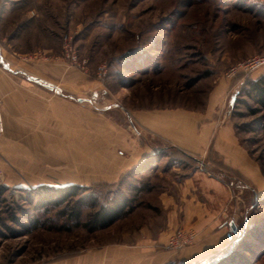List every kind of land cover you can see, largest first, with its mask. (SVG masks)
<instances>
[{"label": "rangeland", "instance_id": "obj_1", "mask_svg": "<svg viewBox=\"0 0 264 264\" xmlns=\"http://www.w3.org/2000/svg\"><path fill=\"white\" fill-rule=\"evenodd\" d=\"M0 52L10 70L26 66L63 93L90 99H69L71 126L18 135L15 125L0 134V264H71L117 248L124 264H166L171 211L179 212L180 184L197 170L227 185L223 219L237 227L209 264H264V97L246 85L264 65L230 72L264 55V0H0ZM171 107L225 116L252 173L224 164L212 148L194 155L201 164L164 143L127 168L124 141L140 132L131 114ZM39 185L81 190L55 207L39 199ZM122 196L127 212L99 227L94 213ZM74 205L78 219L62 214Z\"/></svg>", "mask_w": 264, "mask_h": 264}, {"label": "crops", "instance_id": "obj_2", "mask_svg": "<svg viewBox=\"0 0 264 264\" xmlns=\"http://www.w3.org/2000/svg\"><path fill=\"white\" fill-rule=\"evenodd\" d=\"M0 54L4 62H7L1 52ZM25 67L19 69L17 74H11L0 63V134L7 127L15 125L23 129L18 135H27L26 128L31 127L71 126V100L63 95L50 94L41 86L27 82L22 74H31L25 72ZM30 67L28 65V70ZM262 73L264 71L257 76ZM32 76L44 80L38 75ZM64 78L65 83H70L68 75H64ZM131 115L140 132L138 136L124 141L125 153L122 154L126 159L124 163L128 162L127 168L138 164L149 152L155 151L159 144L164 143L193 156H206L209 148H212L221 156L224 164L240 169L246 175L252 173L250 158L229 123L224 120L225 116L218 117L212 111L201 112L182 107L145 109ZM179 192L186 196L185 201L179 212L171 211L168 224L172 229L167 232L162 244L176 228L193 230L196 240L194 246L167 251L166 264L172 263L175 257L179 258L181 264L190 260L201 261L211 256L214 250L226 248L229 243V221L225 222L223 219L229 201L227 185L219 177L197 170L181 182ZM197 240L199 243H196ZM73 261L71 264H124V250L117 248L114 254L108 252L102 257L100 254H92L87 260L82 256Z\"/></svg>", "mask_w": 264, "mask_h": 264}, {"label": "trees", "instance_id": "obj_3", "mask_svg": "<svg viewBox=\"0 0 264 264\" xmlns=\"http://www.w3.org/2000/svg\"><path fill=\"white\" fill-rule=\"evenodd\" d=\"M246 85L248 87L247 92L249 94H253L259 100L264 97V73L260 74L256 78L247 80ZM183 154L186 155L185 152H183ZM80 190L81 187L78 185H70L66 187H54L50 185L37 186V192L40 197L39 199L43 202V204H49L55 207L70 203L71 199L77 196ZM128 204L129 200L125 196H122L115 202L113 206L96 211L92 217V220L99 224V227L107 226L127 212L129 207ZM61 212L63 215L68 216L69 219H78L80 217V210L78 207H75V205L72 207V209H63ZM218 252H220V250H214L212 255H215ZM170 264L179 263L172 262Z\"/></svg>", "mask_w": 264, "mask_h": 264}, {"label": "built area", "instance_id": "obj_4", "mask_svg": "<svg viewBox=\"0 0 264 264\" xmlns=\"http://www.w3.org/2000/svg\"><path fill=\"white\" fill-rule=\"evenodd\" d=\"M65 51L67 56H70L73 64L77 66L81 64V62L77 60L75 51L72 48L70 49L66 47ZM262 65H264V55H254L239 62L236 66H233L230 69V72L233 74L238 71V69L245 72H251ZM195 240L196 233L193 230L176 228L169 234L166 242L163 244V248L166 250L179 251L186 246L192 245Z\"/></svg>", "mask_w": 264, "mask_h": 264}, {"label": "water", "instance_id": "obj_5", "mask_svg": "<svg viewBox=\"0 0 264 264\" xmlns=\"http://www.w3.org/2000/svg\"><path fill=\"white\" fill-rule=\"evenodd\" d=\"M0 63H1V65H2L4 68H6L7 70H9L10 72H13V73H15V74L18 73L17 71L10 70V69L5 65V62H4V60H3L2 56H1V54H0ZM22 75H23L25 78H27V79H29V80H32V81H34V82H36V83H39V84H41V85L47 87V88L50 89V90H54V91L60 93L61 95L65 96V97H67V98H69V99L75 100V101H77V102L90 101L89 98H81V97H74V96H72V95H65L64 93H62V91H61L57 86H54V85H52V84H50V83H47L45 80H42V79H40V78H38V77H34V76H32V75H24V74H22ZM185 154H186L187 156L191 157L192 159L196 160L197 162L203 164L202 161H200L199 159L195 158L193 155L188 154V153H185ZM229 227H230V231H229V234H228V238L230 239V237H231V233H232V232H235V231L237 230V227H236V225L234 224L233 221H230V222H229ZM229 247H230V246L228 245L226 248H223L222 250H220V252H218L217 254H215V255H211V256H209L208 258L204 259V260L197 261L196 263H191V264H209V263L215 261L217 258H219L222 254H224L225 251H226ZM184 264H185V263H184ZM188 264H189V263H188Z\"/></svg>", "mask_w": 264, "mask_h": 264}]
</instances>
